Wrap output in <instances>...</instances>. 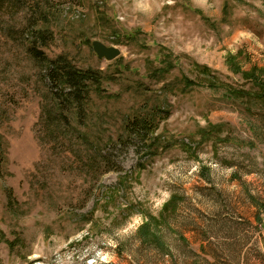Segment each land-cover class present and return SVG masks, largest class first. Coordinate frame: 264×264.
<instances>
[{"label":"rangeland","instance_id":"374dc122","mask_svg":"<svg viewBox=\"0 0 264 264\" xmlns=\"http://www.w3.org/2000/svg\"><path fill=\"white\" fill-rule=\"evenodd\" d=\"M35 28L101 75L59 119ZM263 81L264 0H0V264H264Z\"/></svg>","mask_w":264,"mask_h":264},{"label":"trees","instance_id":"16d2710c","mask_svg":"<svg viewBox=\"0 0 264 264\" xmlns=\"http://www.w3.org/2000/svg\"><path fill=\"white\" fill-rule=\"evenodd\" d=\"M48 33L46 28L31 30L28 51L41 64L52 100L50 107L49 104L42 106V116L46 120H53L55 115L58 119L63 117L64 105L77 109L84 107L90 90L93 87L98 88L101 75L97 71L77 68L63 55L49 58L41 49L48 41ZM260 96L264 98V81ZM154 128L155 117L149 115L135 116L126 124L129 133L135 134L143 140L151 141L148 135L154 131ZM159 225L156 219L144 222L138 227L135 235L141 243L164 248L165 244Z\"/></svg>","mask_w":264,"mask_h":264},{"label":"water","instance_id":"95a60500","mask_svg":"<svg viewBox=\"0 0 264 264\" xmlns=\"http://www.w3.org/2000/svg\"><path fill=\"white\" fill-rule=\"evenodd\" d=\"M92 48L98 58H105L106 60L113 59L119 54L118 48L115 46H107L98 40L92 42Z\"/></svg>","mask_w":264,"mask_h":264}]
</instances>
